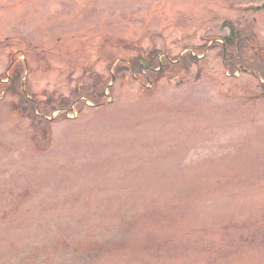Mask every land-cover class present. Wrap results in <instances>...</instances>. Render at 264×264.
<instances>
[{"label":"rangeland","instance_id":"rangeland-1","mask_svg":"<svg viewBox=\"0 0 264 264\" xmlns=\"http://www.w3.org/2000/svg\"><path fill=\"white\" fill-rule=\"evenodd\" d=\"M263 5L0 0V264H264V81L211 47L231 24L264 54ZM126 46L197 60L148 84ZM11 59L66 118L15 110Z\"/></svg>","mask_w":264,"mask_h":264},{"label":"trees","instance_id":"trees-1","mask_svg":"<svg viewBox=\"0 0 264 264\" xmlns=\"http://www.w3.org/2000/svg\"><path fill=\"white\" fill-rule=\"evenodd\" d=\"M229 27V33L225 36L219 37L222 42H213L211 47L215 48L217 46L219 48L218 54L221 56L222 62L230 74L248 69L252 71L255 76L259 75L264 81V54L257 46L254 33L249 27L237 28L231 24ZM121 42V40H118V43ZM206 47V43L202 46H194V51L198 54V52H203ZM125 49H128L129 51L135 49V53L132 57H129L126 61L122 62V66H116L115 73L120 70L135 71V73L146 80L148 84H155L159 78L166 75L171 77L181 75V72H187L190 68V64L196 63L197 60L196 55L192 54L191 51H187L181 56L178 54L171 56L166 50L158 48L129 49V46H126ZM248 51L251 55H248L247 59L245 56ZM159 54H164L161 59L158 57ZM8 67L9 74L11 73V75H2L3 79L9 78L4 84H1L4 87V94L15 98L16 102L13 103L12 106L15 110L18 112L20 111L21 114H26L30 118L35 130L40 127L39 129L42 128L43 131H45V126L50 122L47 116H50L54 110L59 109L61 105L65 110L62 111L58 117L66 118L65 113L71 110L69 107L71 102H69L68 99L58 98L54 94L44 92V90L41 93L32 91L27 77L29 73H31V68L28 66L27 62L25 64V62H22L21 60L12 61ZM24 73L27 77L25 80L26 91H23L21 88V80ZM89 86H91V84ZM83 89V94L89 99L95 100V102L99 99L98 97L103 96V92L89 90L88 86H85ZM42 95H44V97H42ZM83 104L84 101H81L79 106L81 107ZM96 104L99 105L100 103ZM34 140L37 145L42 147L48 145L50 142L49 137L38 139L36 134H34Z\"/></svg>","mask_w":264,"mask_h":264}]
</instances>
